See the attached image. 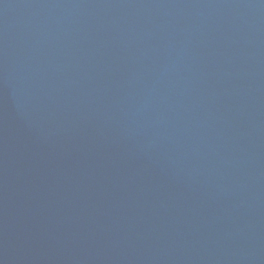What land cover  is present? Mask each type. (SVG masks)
Returning a JSON list of instances; mask_svg holds the SVG:
<instances>
[{
    "label": "water",
    "instance_id": "obj_1",
    "mask_svg": "<svg viewBox=\"0 0 264 264\" xmlns=\"http://www.w3.org/2000/svg\"><path fill=\"white\" fill-rule=\"evenodd\" d=\"M0 264H264V0H0Z\"/></svg>",
    "mask_w": 264,
    "mask_h": 264
}]
</instances>
